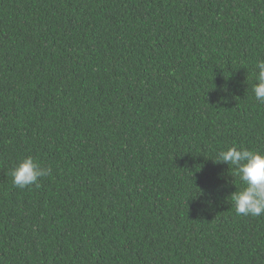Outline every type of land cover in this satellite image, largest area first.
<instances>
[{
    "label": "trees",
    "instance_id": "obj_1",
    "mask_svg": "<svg viewBox=\"0 0 264 264\" xmlns=\"http://www.w3.org/2000/svg\"><path fill=\"white\" fill-rule=\"evenodd\" d=\"M261 59L264 0H0V264H264L215 163L264 152Z\"/></svg>",
    "mask_w": 264,
    "mask_h": 264
},
{
    "label": "clouds",
    "instance_id": "obj_2",
    "mask_svg": "<svg viewBox=\"0 0 264 264\" xmlns=\"http://www.w3.org/2000/svg\"><path fill=\"white\" fill-rule=\"evenodd\" d=\"M255 68L252 92L256 101L264 105V59L258 60ZM215 163L231 166L243 185L230 195L236 214L244 217L264 216V152L245 147H229L217 153ZM51 172L50 167L27 156L19 160L10 174L13 184L24 189L33 185L39 187L40 179L50 176Z\"/></svg>",
    "mask_w": 264,
    "mask_h": 264
}]
</instances>
